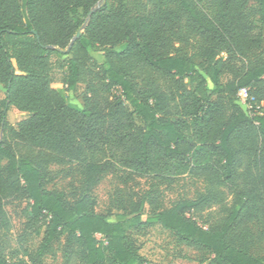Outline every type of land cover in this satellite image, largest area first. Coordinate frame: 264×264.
<instances>
[{
  "label": "trees",
  "instance_id": "obj_1",
  "mask_svg": "<svg viewBox=\"0 0 264 264\" xmlns=\"http://www.w3.org/2000/svg\"><path fill=\"white\" fill-rule=\"evenodd\" d=\"M98 1L0 0V228L4 201L22 197L28 219L44 221L37 258L23 252L33 264L63 237L62 264H149L128 232L151 224L210 253L211 264H264L249 229L264 231V106L250 116L236 96L245 87L264 100V0H208L209 12L192 0H148L140 14L121 0L89 15ZM80 10L84 26L69 46ZM166 31L191 40L192 52L180 54ZM97 51L104 60L94 70ZM52 55L66 57V90L85 85L80 109L53 87ZM9 106L26 113L17 127ZM62 162L82 169L72 201L46 187L48 167ZM117 165L154 180L200 177L206 187L163 207L152 184L111 220L89 190ZM0 264L28 263L0 253Z\"/></svg>",
  "mask_w": 264,
  "mask_h": 264
},
{
  "label": "rangeland",
  "instance_id": "obj_2",
  "mask_svg": "<svg viewBox=\"0 0 264 264\" xmlns=\"http://www.w3.org/2000/svg\"><path fill=\"white\" fill-rule=\"evenodd\" d=\"M120 1L99 0L93 8L98 7L103 2L108 8L117 7ZM192 1L196 2L198 7H201L205 12H209L208 0ZM126 7L131 13L140 14L149 10L150 4L148 0H127ZM245 8L248 13L254 15V3L252 1H249ZM79 19L81 26L78 30L81 29L82 32L83 20H85L82 10H80ZM177 28L180 29L176 23L173 25V30H177ZM165 36L169 44L176 48L180 54L192 52L191 40L180 39L179 36L175 35V31H166ZM74 39L75 35L71 41ZM103 60V52H91L90 65L94 70L100 69ZM65 62V56L59 58L52 55L53 87L63 92L69 105L80 109L83 106L85 85L78 83L74 91L66 90L62 83L65 68L59 66V63L64 66ZM236 63L240 64V61ZM228 77L229 75L226 73L222 76L223 79ZM4 92V85L0 84V102L4 98ZM25 116L26 113L19 111L14 106H9L6 111V120L13 127H17L18 122ZM135 119L138 122V119ZM152 184L159 190V198L163 207H169L183 198H194L202 193L206 187L205 182L200 177L182 174L170 180H154L152 175L138 174L129 168L117 165L102 175L100 181L90 188L89 194L94 199L95 211L112 220L114 214L121 212L124 207L127 208L129 202L138 201ZM46 187L60 191L69 201L74 200L83 191L81 167L73 162L52 163L48 167ZM4 209L7 215V225L0 228V253L10 261L24 260L28 264H33L29 257L23 255V252L26 250L31 256L37 258L44 221L32 222L28 219L25 212L26 200L22 197L7 198L4 201ZM216 209L217 207L214 206L202 212L200 222L205 224V220L211 219L209 213L215 212ZM249 229L251 232L250 251L255 255L264 256V231L253 223L249 224ZM128 233L138 247L139 253L149 264H211L212 255L210 253L177 243L173 233L158 224L133 228ZM63 243L64 237L60 243L52 242L45 253L40 256V264H62L61 249Z\"/></svg>",
  "mask_w": 264,
  "mask_h": 264
},
{
  "label": "built area",
  "instance_id": "obj_3",
  "mask_svg": "<svg viewBox=\"0 0 264 264\" xmlns=\"http://www.w3.org/2000/svg\"><path fill=\"white\" fill-rule=\"evenodd\" d=\"M236 96L239 104L244 108L248 115L252 116L254 114L262 113L261 110L264 106V100L257 103L254 96L249 93L247 88H240Z\"/></svg>",
  "mask_w": 264,
  "mask_h": 264
},
{
  "label": "water",
  "instance_id": "obj_4",
  "mask_svg": "<svg viewBox=\"0 0 264 264\" xmlns=\"http://www.w3.org/2000/svg\"><path fill=\"white\" fill-rule=\"evenodd\" d=\"M96 8H91L89 11V15L95 10ZM81 29L77 31V33L75 34V38H77L80 35ZM73 43V40L70 42V45Z\"/></svg>",
  "mask_w": 264,
  "mask_h": 264
}]
</instances>
